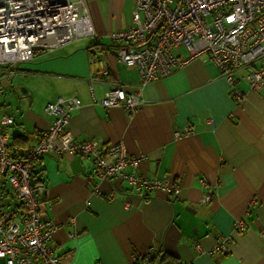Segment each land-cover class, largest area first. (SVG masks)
I'll use <instances>...</instances> for the list:
<instances>
[{
	"label": "crops",
	"instance_id": "1",
	"mask_svg": "<svg viewBox=\"0 0 264 264\" xmlns=\"http://www.w3.org/2000/svg\"><path fill=\"white\" fill-rule=\"evenodd\" d=\"M85 4L93 36L37 51L14 70L1 67L0 116L14 118L10 152L37 142L50 122L48 102L76 96L82 103L67 126L75 140H96L102 147L121 141L129 154L143 156L139 174L168 175L179 192L171 196L117 179L98 180L87 156L45 154L33 162L32 175L43 185L37 195L40 213L56 227L50 240L54 254L64 264H264V89L253 91L237 77L245 95L237 103L205 54L142 85L136 68L116 60L110 38L142 21L135 0ZM94 54L109 65L108 76L93 84L95 98L108 84L139 91L144 101L133 112L93 102L88 57ZM256 66H264V59ZM184 125L191 132L173 138ZM207 188L214 194L202 202ZM0 203L18 217L24 212L6 183ZM237 219L242 231L233 228ZM219 235L229 237L227 249L205 253Z\"/></svg>",
	"mask_w": 264,
	"mask_h": 264
},
{
	"label": "built area",
	"instance_id": "2",
	"mask_svg": "<svg viewBox=\"0 0 264 264\" xmlns=\"http://www.w3.org/2000/svg\"><path fill=\"white\" fill-rule=\"evenodd\" d=\"M135 4L142 21L111 33L110 38L116 45V60L136 68L142 85L205 54L218 68L237 103L245 98L236 86L237 77L253 91L264 89V66H256L264 59V0H135ZM93 35L85 0H0V87L2 66L14 70L37 51ZM88 63L93 66L89 90L94 103L120 106L127 112L143 103L141 92L129 93L114 84H108L103 96L95 98L93 84L108 76L109 65L97 54L89 56ZM81 103L76 96H57L48 102L44 111L50 117L49 124L35 144L16 155L10 152L8 133L14 118L0 116V191L8 184L24 209L18 217L0 203L1 264H64L50 244L56 227L38 207L37 195L43 185L32 181L33 162L45 154L87 156L98 180L117 179L137 190L158 189L171 196L179 192V184L168 175L147 178L139 174L143 156L129 154L121 141L102 147L96 140H75L67 126L71 112ZM190 132V127L184 125L173 131V138ZM92 191L99 193L96 184ZM213 194L214 188H207L202 202H208ZM105 197L112 199L113 194ZM233 228L242 231V221L235 220ZM228 241L229 237L219 235L216 244L204 252L221 254ZM194 246L201 250L199 244ZM150 257L148 253L142 259Z\"/></svg>",
	"mask_w": 264,
	"mask_h": 264
},
{
	"label": "trees",
	"instance_id": "3",
	"mask_svg": "<svg viewBox=\"0 0 264 264\" xmlns=\"http://www.w3.org/2000/svg\"><path fill=\"white\" fill-rule=\"evenodd\" d=\"M32 172H33V170H32ZM34 176H35V175H33V178H34ZM32 181H33V182H40V181H37V180H35V179H33Z\"/></svg>",
	"mask_w": 264,
	"mask_h": 264
}]
</instances>
